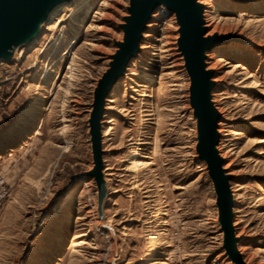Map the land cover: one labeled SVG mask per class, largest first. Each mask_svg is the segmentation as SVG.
Returning a JSON list of instances; mask_svg holds the SVG:
<instances>
[{
    "label": "rangeland",
    "instance_id": "374dc122",
    "mask_svg": "<svg viewBox=\"0 0 264 264\" xmlns=\"http://www.w3.org/2000/svg\"><path fill=\"white\" fill-rule=\"evenodd\" d=\"M55 9L11 62H0V264H234L198 158L175 15L155 12L100 120L106 196L93 177L89 119L128 0ZM231 176L233 227L246 264H264V0H198ZM103 6H100L103 4ZM99 13V14H96ZM103 223L110 224L115 241Z\"/></svg>",
    "mask_w": 264,
    "mask_h": 264
},
{
    "label": "water",
    "instance_id": "95a60500",
    "mask_svg": "<svg viewBox=\"0 0 264 264\" xmlns=\"http://www.w3.org/2000/svg\"><path fill=\"white\" fill-rule=\"evenodd\" d=\"M72 0H0V62H11L14 52L33 41L43 24L48 23L50 14ZM160 8L174 14L178 27L177 48L189 79V104L196 121V146L198 158L205 164L216 195L218 222L223 232V249L234 264H246L237 248L238 238L233 227V196L229 181L231 176L223 168L217 145L220 135L217 124L220 114L215 108L211 93L214 88L213 72L206 69V54L230 42L245 43L232 36H206L203 5L198 0H128L127 16L120 28L123 39L116 43L117 50L111 56L108 69L97 82L93 93L92 112L89 119V134L93 156V168L82 174L93 177L98 189V205L101 208L106 196L103 178L100 120L107 95L124 75L129 62L140 52V41L151 16ZM115 241L110 224L103 223ZM111 264H115L114 261Z\"/></svg>",
    "mask_w": 264,
    "mask_h": 264
},
{
    "label": "built area",
    "instance_id": "2783aa9c",
    "mask_svg": "<svg viewBox=\"0 0 264 264\" xmlns=\"http://www.w3.org/2000/svg\"><path fill=\"white\" fill-rule=\"evenodd\" d=\"M159 11L162 14H167L169 16V12L165 8H160ZM171 15V14H170ZM9 196V189L5 182L4 176L0 174V203L3 202Z\"/></svg>",
    "mask_w": 264,
    "mask_h": 264
},
{
    "label": "bare ground",
    "instance_id": "6f19581e",
    "mask_svg": "<svg viewBox=\"0 0 264 264\" xmlns=\"http://www.w3.org/2000/svg\"><path fill=\"white\" fill-rule=\"evenodd\" d=\"M87 1H88V0H86V1L84 2V4H85V3H86V4L89 3V2H87ZM103 5H104V3L101 4L100 6H103ZM158 12L161 13L159 10H158ZM96 14H99V13H96ZM152 15H153V14H152ZM171 15H172V14H171ZM146 27H147V25H146Z\"/></svg>",
    "mask_w": 264,
    "mask_h": 264
}]
</instances>
